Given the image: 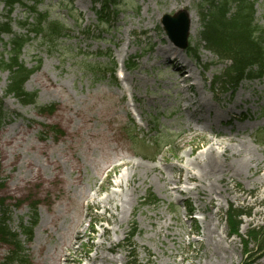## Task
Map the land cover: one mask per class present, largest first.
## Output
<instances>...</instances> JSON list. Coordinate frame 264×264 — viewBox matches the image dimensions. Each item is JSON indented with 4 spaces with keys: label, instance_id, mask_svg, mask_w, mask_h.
<instances>
[{
    "label": "rangeland",
    "instance_id": "obj_1",
    "mask_svg": "<svg viewBox=\"0 0 264 264\" xmlns=\"http://www.w3.org/2000/svg\"><path fill=\"white\" fill-rule=\"evenodd\" d=\"M253 1L256 22L264 28V0ZM34 2L38 3L37 12L61 22L69 32L54 47L45 38L29 35L21 60L27 68L37 67L25 84L27 92L37 93L35 107L4 97L7 74L0 72V101L7 115L0 126V200L7 204V226L12 233L29 221V206L37 204L31 239L18 236L25 264H53L61 245L71 242L77 230L81 236L66 250L65 264H102L92 260L94 255H104L113 264H196L197 258L200 264H264V258L253 255L250 240L244 238L250 228L264 226V180L255 174V164L228 181L224 176L212 181V203L196 193L197 180L185 182L177 170L180 166L191 170V160L208 148L205 143L211 139L208 131L191 122L193 108L182 102L183 97L202 100L211 115L230 109L235 119L226 117L217 125L227 153L250 150L259 164L264 163V78L243 82L234 94H220L218 89L213 94L209 82L224 65L198 48L199 0H116L119 15L92 38H83L78 31L79 25L96 24L89 1ZM184 10L190 17L188 46L197 49L198 60L179 50L181 64L188 66L182 78L188 77L190 70L194 74L186 84L191 90L180 84L176 64L156 55L166 45L173 47L161 28L162 16ZM3 12L0 3V18ZM26 16L20 8L15 9L13 32L25 34L16 25ZM6 42L4 37L0 56L5 55ZM95 52L111 54L117 64L118 83L109 75L94 80L84 71L89 65L109 68L107 59H95ZM135 58V68L126 71ZM238 96L246 103H240ZM51 105L53 114L38 111ZM238 116L242 120L236 119ZM208 117L205 113L201 116ZM237 130L241 134H235ZM158 132L163 136L159 150L137 145L141 141L136 140V134L149 142ZM192 132L204 134L205 139L197 137L186 143L183 138ZM5 141L12 143L7 146ZM44 155L57 161L58 168L48 165ZM26 163L35 165L29 169L32 171L26 170ZM37 167L40 178L35 175ZM152 167L162 170L177 190L175 194L166 196ZM180 176L181 184H174ZM149 194L157 205L142 206V199ZM109 198L117 202L119 210L113 209ZM188 205L192 219H187L184 209ZM230 206L248 214L234 237H230L224 217ZM132 225L136 233L131 248H126L124 239ZM205 228L222 238L220 246L218 236H211L212 241L205 239ZM98 244L102 248H97ZM11 250L0 241V263Z\"/></svg>",
    "mask_w": 264,
    "mask_h": 264
},
{
    "label": "trees",
    "instance_id": "obj_2",
    "mask_svg": "<svg viewBox=\"0 0 264 264\" xmlns=\"http://www.w3.org/2000/svg\"><path fill=\"white\" fill-rule=\"evenodd\" d=\"M1 1L5 6L7 15H10L13 7L24 0ZM91 1H99L100 11L96 12L99 24L107 23L110 16L109 4H112V1ZM201 4L205 8V13L201 12L200 14L203 25L201 39L204 48L216 58L229 62V66L224 71L220 83L234 89L243 78H247L249 74H252V68L259 70L256 76L261 77L264 72V49L261 47L264 43V28L257 26L255 22L254 2L252 0H202ZM28 16L35 19V24L32 26L34 29L29 30L31 26L27 22L29 18L19 26L21 29H25L27 33L41 36L46 29L51 41L54 35H61L62 28H57L56 30L54 24L47 25L45 23L46 18L37 14L34 9L28 11ZM2 35H12L10 20L4 23L0 22V37ZM255 35H258V38H255ZM27 42V38L24 37L16 38L13 36L9 39L7 46H9L10 52H8L6 59L0 60V70L9 73L6 95H12L22 105H33L35 103V94H29L24 91V84L32 71L25 69L20 62L21 51L27 45ZM130 68H133V66H130ZM47 111L52 113L53 108ZM4 119L5 116L0 107V126ZM155 203L154 197L150 196L148 202L144 200L143 204L155 205ZM6 208L5 200H0V241L5 245L11 246L12 250L4 259V262L0 264H25L26 256L18 236H23L25 241L31 239L32 229L37 218L36 204L30 206L29 224L26 226L20 224L18 226L19 233H12L8 228ZM241 216L232 209L227 212V223H229L232 232L238 231L239 221L237 219ZM135 232V228H131L127 236L128 242ZM246 238L250 240L253 248L257 251L256 253L264 254V227L257 230L252 229V231L248 232ZM131 254H133V251Z\"/></svg>",
    "mask_w": 264,
    "mask_h": 264
},
{
    "label": "bare ground",
    "instance_id": "obj_3",
    "mask_svg": "<svg viewBox=\"0 0 264 264\" xmlns=\"http://www.w3.org/2000/svg\"><path fill=\"white\" fill-rule=\"evenodd\" d=\"M176 51L174 48L172 49L169 46H164L163 49L159 50L156 52V55L163 58V60L165 61H169L171 63H175L176 67H177V71L179 72V74L181 75L182 72L185 71V69L188 66H183L181 64V54L180 52ZM125 55V54H124ZM124 55L122 56V58H124ZM179 65V67H178ZM188 73H190V75L186 78H182L183 76H180V84H182V86H184L185 90H191V86L187 85V80H192V78L194 77V74L192 73V70H190ZM174 87L178 86V83H174L173 84ZM240 100V103L242 102H246L247 100L243 101L241 99L240 96L237 97ZM182 102L186 103L189 105L190 108H193V113L190 114L191 117V122L200 127L203 128L204 130L208 131V133L211 136V139H209L208 141H206L205 145L208 146V148L205 151L200 152L196 157H194L191 160V170H189L187 167H183L180 166L177 168V170L179 172H181L183 174V180L185 182H194L195 180H197V182L199 183V185L195 188L196 193L199 192L198 196L201 197L203 200H208L209 203L213 202V198L211 197L212 193V184L211 182L220 178V177H225V180L228 181L229 177L233 176V175H241L244 169H249L251 164H255V174H259L258 177L260 180H264V163L261 165L259 164V161H257L254 156L252 155L253 153L249 150V151H238L236 154L235 153H227L226 151V147H225V142L223 141L221 134L222 132L219 131L217 129V125L219 123H221V120H223V118L226 117H232L233 115L231 114V110L230 109H220L221 111L218 113L215 112L214 115H211V112L209 111V109L207 108V105L200 99L198 98H186L183 97L182 98ZM234 107H237L239 105H237L235 102L232 104ZM186 111V109H185ZM207 114L209 117L208 119H204L201 118V116L203 114ZM194 114H197L199 117L197 119L194 118ZM238 120H241V117L239 116ZM235 134H241L240 130L235 131ZM18 134H15L14 136H16ZM200 137L205 139V135L204 134H199V133H195L192 132L190 137H184L183 140L190 144L192 142L193 139ZM20 138V135H19ZM228 141L230 142L231 139L230 137H228ZM12 139H15V137H13ZM12 143V141H5V145H10ZM243 145H239V147H242ZM192 153V152H191ZM190 153V155H191ZM45 154V152H44ZM45 158V162L48 165H55L56 168H58L59 164L57 163V161L51 159L50 156L48 155H44ZM221 159H223V161H221ZM122 165V164H121ZM123 165H126L125 163H123ZM25 168H27V171H32L29 170L33 167H35V165L31 164V163H26ZM118 166H114L113 169L119 167ZM259 166V170L257 169V167ZM152 170H154L156 172L157 175V179L159 184L162 186V189L164 190L165 194L167 197L172 196V193H176V189L172 188V183L170 180H168L161 169L156 168V167H152ZM40 168L37 167V169H35V175L36 177L40 178ZM76 178L80 179V176L77 174ZM173 181V180H172ZM182 181V177L180 176L177 180H175L173 183L174 184H181ZM128 183V181H127ZM205 183H207L208 185L206 186ZM131 184V183H130ZM116 186L120 187L121 186V182L118 181L116 182ZM132 192H134V187H132ZM109 202H113L112 203V207L114 210H119V205L117 204V202L112 201L111 198L108 199ZM199 200H201L199 198ZM255 202H259L258 200H255ZM208 225V224H207ZM206 225V226H207ZM203 236H208V237H204L205 239H208L210 241H212L211 236H218V243L217 246H220V242L222 241V238L217 234L214 235L216 232H211L210 229L205 228L204 232H203ZM81 236V233H79V230L74 232V235L71 237V242H67L63 243L59 249L60 253L58 255V257L56 259H53V264H60L61 262H63V264H65L66 259H64L65 257H67L66 255V250L69 251L71 250V247L73 245V241L74 240H78ZM179 240H180V236ZM232 244V246L234 247L232 241L230 242ZM97 248H102L101 244L97 245ZM99 260V262H101L102 264H113V261L110 260L109 258L105 257L104 255H94L92 257V260ZM91 260V261H92ZM90 261V260H89ZM173 264H175V261H173ZM196 264H200L199 259H196Z\"/></svg>",
    "mask_w": 264,
    "mask_h": 264
},
{
    "label": "water",
    "instance_id": "obj_4",
    "mask_svg": "<svg viewBox=\"0 0 264 264\" xmlns=\"http://www.w3.org/2000/svg\"><path fill=\"white\" fill-rule=\"evenodd\" d=\"M188 18L184 13H180L177 17H163L162 25L165 33L169 37L174 46L184 49L186 47V38L188 32Z\"/></svg>",
    "mask_w": 264,
    "mask_h": 264
}]
</instances>
